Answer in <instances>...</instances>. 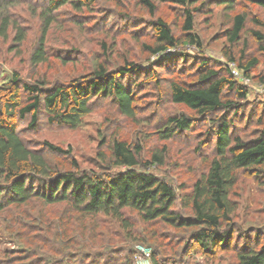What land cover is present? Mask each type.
<instances>
[{
  "label": "trees",
  "instance_id": "1",
  "mask_svg": "<svg viewBox=\"0 0 264 264\" xmlns=\"http://www.w3.org/2000/svg\"><path fill=\"white\" fill-rule=\"evenodd\" d=\"M247 1L264 9V0ZM96 2L38 0L36 5L42 8V31L28 55L33 68L48 61L50 49L46 41L50 27L57 24L54 13L66 5L83 13L93 10ZM156 2L183 9V33L177 35L169 23L154 17ZM199 2L138 0L151 17V37L140 43L144 52L160 56L181 45L202 48L193 30L194 17L199 11L194 5ZM236 3L237 0L221 2L228 9H234ZM13 4V0H0V37L7 39L9 31L15 30L13 44L17 47L26 34L7 15L8 7ZM248 21L264 28V21L259 18H249L245 12L235 13L224 31L230 45L240 41ZM73 23L78 28L83 24L78 20ZM251 34L264 50L263 34L258 30H252ZM97 46L99 54L90 59L88 71L67 82L34 75L30 81L22 80L17 71L0 82V219L11 240L21 247L11 254L0 251V264H131L132 251L129 249L124 254L127 247L115 245L116 237L111 236L103 244L97 241L99 216L110 218L126 240L135 243L156 246L154 227L164 224L180 234H189L192 253L196 247L205 254L231 250L239 264H264V239L246 234L235 236L233 217L237 204L231 197L239 171L255 172V177L264 178V102L247 100L249 89L231 73L230 63L219 67L201 54L190 58L188 53L178 52L163 56L158 65L170 70L181 61L194 68L195 81L166 80V91L172 103L185 106L196 117L213 121L208 133L212 158L206 160L205 170L194 182L188 187L180 184L178 192L166 177L151 170L165 165V146L153 149L147 159L141 142L132 144L116 138L110 141L108 152L97 151L98 169H81L70 149L47 141L39 149L25 142L15 120H28L27 128L35 129L39 116L44 114L48 124L75 129L99 99L109 100L123 116L135 118L137 100L133 88L141 87L145 78L147 81L158 78V81L156 66L155 69L152 65L142 67L123 59V65L111 70L107 42L101 40ZM225 54L239 68L242 77L250 78L251 68L259 63L255 57L246 58L243 49L238 58L230 51ZM53 55L62 64L71 61L58 52ZM132 74L144 79L136 83L129 79ZM259 81L264 82L260 77ZM239 120L245 127H258L249 137L244 136V128L237 125ZM192 125L187 115L168 116L159 126V138L170 140L177 133L190 130ZM103 144L105 141H101L100 147ZM47 153L56 159H49ZM114 167L121 169L112 170ZM60 205L62 210L55 215L54 209ZM130 213L137 216L139 225ZM116 239L121 242L123 238ZM104 245H107L104 250L97 249ZM153 252L152 264H167L156 260L158 249Z\"/></svg>",
  "mask_w": 264,
  "mask_h": 264
},
{
  "label": "rangeland",
  "instance_id": "2",
  "mask_svg": "<svg viewBox=\"0 0 264 264\" xmlns=\"http://www.w3.org/2000/svg\"><path fill=\"white\" fill-rule=\"evenodd\" d=\"M13 1L14 4L8 7L7 15L24 28L26 38L20 46L16 47L13 44L15 30L9 31L7 39L0 37V82L13 71H17L22 80L30 81L34 75L33 77L40 76L51 81L67 82L88 71L90 59L97 53L99 54L97 43L101 40H105L109 47L111 70H116L119 65H123V59H127L132 63L135 61L142 67L152 65L155 69L156 66L159 72L158 81L160 82L157 81L158 78L150 81L145 78L147 83L133 88L137 100L135 118L123 116L109 100L99 99L93 102L92 112L75 129L48 124L44 114L39 116L40 119L35 129L27 128L28 120H15L17 128L21 130V136L29 146L42 149L44 142L47 141L64 149H70V155L81 169H98L99 166L95 162L97 151L108 152L110 141L119 138L132 144L141 142L143 156L147 159L149 152L153 149L165 146L167 150L165 165L151 170L158 176L166 177L177 192L180 191V184L190 186L205 170L206 160L212 158L208 133L213 126V121L210 118L196 117L195 113L185 106L171 102L165 88L166 80L173 78L183 82L195 81L194 68L181 61L168 68L170 70L159 68L158 65L165 55L171 56L178 52H186L191 56L190 58H193L201 54L203 58L210 59L215 66L225 67L229 63V66L233 65L225 53L230 51L238 58L243 49L246 58L255 57L259 62L256 67L251 68L250 78L243 77L247 79V82L243 84L249 89L247 100L255 99L264 102V82L259 81V77L264 80V50L260 49V44L251 34L252 30H258L264 36V28L256 27L248 21L240 41L234 45L228 43L224 34L235 13L245 12L249 18L257 17L264 21V9L252 5L247 0H237L234 9H228L222 5L221 2L224 0H201L194 5L199 7V11L194 17L193 30L202 43V48L194 45H181L177 49H168L160 56H150L140 46V43L151 37L149 26L151 17L138 3V0H97L92 6L93 10L83 13L76 12L70 5H66L54 13L57 24L50 27L46 41L50 49L48 61L37 68L31 66L28 55L41 35L40 11L42 8L36 5L38 0ZM155 4L157 9L154 17L169 23L177 35L183 33L181 30L184 21L183 9L171 3L156 2ZM73 20L81 21L82 26L76 27ZM57 52L72 62L62 64L53 55ZM236 70L240 76H243L239 68ZM125 78L124 82H126ZM129 79L137 83L144 78L139 79L138 76L132 74ZM175 114L189 116L192 119V128L177 133L170 140H161L158 134L159 126L165 118ZM218 114L212 117L215 118ZM239 121L237 125L241 129L244 128V136L247 137L258 127L255 125L245 127L244 122ZM101 141H105V144L100 147ZM48 158L55 160L56 156L49 155ZM120 169L112 168V170ZM254 174L255 172H238L237 183L231 192V197L237 204L233 223L237 229L236 237L246 234L250 237L260 236L264 239V178L255 177ZM54 210H56V215L57 211L62 210V205ZM130 215L131 219L136 222L137 216L132 213ZM96 223H98L97 241L103 244L109 242L111 236L123 238L121 242L116 238L113 242L115 245L127 247L124 254L129 249L132 251L131 264H152L151 255L156 249L160 253L156 255L157 252H155L159 263L239 264L231 250H219L213 254H205L196 247L192 253L189 251V246L192 245L189 234H180L164 224L154 227L157 233V245L149 246V244L144 245L126 240L125 234L110 218L99 216ZM139 224L137 220V225ZM136 227L139 231V226ZM106 246L97 249L104 250ZM19 250L21 247L11 240L4 230V221L0 219V251L11 254Z\"/></svg>",
  "mask_w": 264,
  "mask_h": 264
},
{
  "label": "built area",
  "instance_id": "3",
  "mask_svg": "<svg viewBox=\"0 0 264 264\" xmlns=\"http://www.w3.org/2000/svg\"><path fill=\"white\" fill-rule=\"evenodd\" d=\"M231 67V73L238 79H240L243 83L247 82V79H244L242 76L239 75V72L236 70L234 65H230Z\"/></svg>",
  "mask_w": 264,
  "mask_h": 264
}]
</instances>
